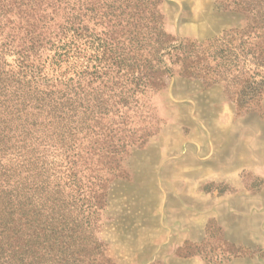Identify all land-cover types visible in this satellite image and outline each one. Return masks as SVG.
Here are the masks:
<instances>
[{"label":"trees","instance_id":"trees-1","mask_svg":"<svg viewBox=\"0 0 264 264\" xmlns=\"http://www.w3.org/2000/svg\"><path fill=\"white\" fill-rule=\"evenodd\" d=\"M161 3L0 0V264H111L97 230L124 159L153 135L146 97L174 75L209 86L220 64L231 71L232 37L223 49L178 40ZM236 6L240 39L264 31V10ZM235 94L253 104L264 81Z\"/></svg>","mask_w":264,"mask_h":264},{"label":"rangeland","instance_id":"rangeland-1","mask_svg":"<svg viewBox=\"0 0 264 264\" xmlns=\"http://www.w3.org/2000/svg\"><path fill=\"white\" fill-rule=\"evenodd\" d=\"M238 2L162 0L167 34L219 39L218 49L232 37L237 59L230 72L220 64L216 85L174 75L146 97L153 135L124 159L97 230L111 264H264V95L234 103L243 81H264V45L253 54L244 44L264 31L240 39L248 13Z\"/></svg>","mask_w":264,"mask_h":264}]
</instances>
